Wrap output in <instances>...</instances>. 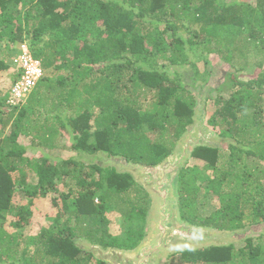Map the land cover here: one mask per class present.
<instances>
[{
  "label": "trees",
  "instance_id": "1",
  "mask_svg": "<svg viewBox=\"0 0 264 264\" xmlns=\"http://www.w3.org/2000/svg\"><path fill=\"white\" fill-rule=\"evenodd\" d=\"M20 43L43 73L19 106L6 92L0 97V264H109L77 240L122 250L139 244L147 192L130 173L77 156L102 151L146 165L167 158L196 113L194 93L169 67H189L196 78L202 51L226 71L205 118L212 141L190 152L203 166L187 164L176 178L179 219L231 232L264 222V3L0 0V70ZM253 65L251 77L239 80L237 72ZM65 148L73 153L54 156ZM63 177L71 180L62 191ZM48 194L56 227L28 239L11 232L30 223L35 200ZM112 213L121 216L123 235L109 232ZM245 239L241 247L183 249L179 261L264 264V229L258 241Z\"/></svg>",
  "mask_w": 264,
  "mask_h": 264
},
{
  "label": "rangeland",
  "instance_id": "2",
  "mask_svg": "<svg viewBox=\"0 0 264 264\" xmlns=\"http://www.w3.org/2000/svg\"><path fill=\"white\" fill-rule=\"evenodd\" d=\"M231 1L232 0H220L221 3L222 2L229 3ZM236 1H238V2L244 1L247 3L251 2V4L253 6H255L258 1H261L262 3H264V0H236ZM184 23L187 24V22H184ZM179 32H180V34L183 35V33H181V31H179ZM167 34L169 35L170 31H168ZM184 36H185V34H184ZM1 53L5 54L4 52H1ZM6 56H7V62L9 64L10 57L8 55H6ZM194 57L198 58V55H195ZM196 61L199 62V69L201 70V73H199V76L197 75L196 78H192V71L189 67H186L183 65L169 67L170 71H172V70L178 71L179 70L178 72L182 75V80H183L186 88L190 89L194 93L195 100H196V113L194 114V121L188 127L187 131H185L184 134L180 137V139H178L177 146L173 150V154H179V152L181 151L182 144H185V142H187L189 139H193L194 135L196 136L194 138V140H197L199 138L204 139L203 140L204 142H199L197 144L206 143L207 141L208 142L212 141L210 134H212L213 132L206 125L205 118H206V114L208 113V111L213 109L212 108L213 103H212L210 97L212 95H214L212 93L213 89L215 87H217L219 83L224 81V72L226 71V67L222 64V62H219L217 60V57L214 54L209 53L207 55L203 51L200 53V57ZM254 68L257 69L255 67V65H253V67L250 66L246 69H243L242 71L237 72L239 75V80L241 79V80L245 81L246 79L250 78ZM13 79H14V77H13L12 73L9 71V69L0 70V97L5 96V92L9 88ZM198 133H199V135H198ZM3 135H4V133L1 134L0 136H3ZM28 139H29V136H27V140ZM61 143L62 144L64 143V139H62ZM6 144H8L7 141L2 142V145L5 148H7ZM66 144H68V143H64V145H66ZM100 152L101 151H98L95 153L94 152L90 153L91 156H94L97 154V157L91 158L90 155L83 154L82 156L78 155L77 158H79L81 161H84L85 163H87L89 165L95 164L96 166L102 167L105 169L106 168H115L119 172L130 173L134 182L139 184L141 186V188L143 190H145L148 194V199H149L148 207L149 208H148L147 215H146V225H145L146 231H145L144 237L141 239V241L139 242V244L135 248H133L131 250H127V251H135L138 249V246H140L141 244H144L146 242H149L151 239H153V231L151 228L149 229V218H148L149 211H150V205H151V201H152V196L150 194V192H151L150 187L148 186L147 182H145L144 179L141 178V172H134L133 173L129 170L130 164H128L127 162H124V161H122L116 157L115 158H108V156H106V155H102V154L99 155L98 153H100ZM72 153H73V151H70L68 148H65V149H60V151H58V152L55 151L54 156L55 157L61 156V158L62 157L64 158V157H68ZM203 163L204 162L202 160L192 159V157L189 155L186 158V160L184 161V165L179 168V171L181 168H183L187 164L188 165H196V166L201 167V166H203ZM86 169H88V168H86ZM163 172H164V168L158 167L155 170L154 175L160 177V176H163V174H164ZM177 176H178V173H176L175 175H172L171 181L169 180V178H166V176L163 178L166 180L165 181L166 183H169L172 186V191H173L175 200H177V196L175 194V182H176ZM29 179L32 180L33 175ZM70 180H71V177L70 178L63 177V180L60 179L58 181L59 187H61L62 191L64 190L65 184ZM200 182H201V179L198 180V183H200ZM50 196L51 195L48 194L46 197H44L42 199L40 198V199L35 200V204L33 206L34 213L30 219V223H28V225L22 229H11V232L15 231L18 234L23 235L26 239H28L30 236L39 233V231L42 228H48V227L55 228L56 226L52 225V223H53V218L55 217V213L57 212V209H56V207L51 205ZM18 200H19V198L14 200L15 204H17L16 202ZM22 202L27 204V200H23ZM198 202L205 203L206 207L204 209L207 211L214 208L213 202H215V201L206 200L205 198L204 199L199 198ZM50 205L52 206V209L50 208ZM180 221L184 222L182 220H180ZM184 223H186V222H184ZM187 224L189 225V223H186L185 225H187ZM193 226H195V225H193ZM196 227H198V226H196ZM263 229H264V222H261L259 224H252L250 226H246L243 230H238V231H233V232L229 231L226 233L221 232L218 229L207 228V227L203 228L202 227V231H201L202 232L201 233L202 239L199 241H195L194 246H197L196 248H200V247L202 248V247H206L209 245L234 244L235 247H241V246H244L246 244L245 238H248V237L252 238L253 242H256V240L258 239L259 233H261L263 231ZM108 230L113 236L114 235H123L124 224H123V221H122V218L120 215H118L116 213L109 214ZM196 239L198 240V239H200V237H196ZM203 239H205L207 241L202 243L201 241ZM76 243L81 248L86 246V245H88L89 247H90V245H94V244H92L86 240H77ZM94 246H98V245H94ZM103 249L105 250V248H103ZM174 249L175 248H171V249H167L166 251H163L162 254L160 256H158V258H159L158 264H163L164 262H166L171 255H174V257H171L173 264H189L186 262H183V263L180 262L179 261V251L181 249L180 248L175 249V250ZM83 250H85V249H83Z\"/></svg>",
  "mask_w": 264,
  "mask_h": 264
},
{
  "label": "water",
  "instance_id": "3",
  "mask_svg": "<svg viewBox=\"0 0 264 264\" xmlns=\"http://www.w3.org/2000/svg\"><path fill=\"white\" fill-rule=\"evenodd\" d=\"M195 137L194 135L193 139H189L185 144L181 143L182 147L179 154H173L172 152L157 165L127 162L130 164L129 170L133 173L141 172V178L150 187L152 201L148 218L149 229L151 228L153 231V239L141 244L135 251L112 247H107L104 250L99 246H94L95 244L90 245V247L86 245L82 249L90 252L95 258L109 264H158V256L167 249L180 248L183 250L196 248L197 246H194V242L202 239V227H196L192 224H187V226L185 225L186 223L180 221L177 200H175L172 186L163 179L166 176L171 181L172 175L178 173L179 168L184 165V161L190 155L193 146L199 142H204L203 138L194 140ZM122 161L126 162L125 160ZM158 167L164 168L163 176L154 175ZM219 231L229 232L224 229ZM196 237H200V239L197 240ZM205 241L207 240L203 239L201 242Z\"/></svg>",
  "mask_w": 264,
  "mask_h": 264
},
{
  "label": "built area",
  "instance_id": "4",
  "mask_svg": "<svg viewBox=\"0 0 264 264\" xmlns=\"http://www.w3.org/2000/svg\"><path fill=\"white\" fill-rule=\"evenodd\" d=\"M17 52L12 57V63L17 71V79L10 87V101L20 102L35 86L42 75L40 61L34 58L24 44L17 47Z\"/></svg>",
  "mask_w": 264,
  "mask_h": 264
},
{
  "label": "clouds",
  "instance_id": "5",
  "mask_svg": "<svg viewBox=\"0 0 264 264\" xmlns=\"http://www.w3.org/2000/svg\"><path fill=\"white\" fill-rule=\"evenodd\" d=\"M20 44H22V43H20ZM20 44H18V46L17 47H19V45ZM17 48H16V51H15V53L17 52ZM15 53L13 54V55H15ZM13 55H12V57H13ZM12 57L10 58V62H9V64H8V67H7V69H9V71L12 73V75H13V77H14V79H13V81L11 82V84H10V86H9V88L7 89V91H6V94L8 95L9 94V92H10V87H11V85L16 81V79H17V71H16V68H15V66L13 65V63H12ZM41 64V63H40ZM41 68H42V66H41ZM42 73H43V70H42ZM42 76V75H41ZM41 76L39 77V79L41 78ZM39 79L37 80V82H36V84H35V86L30 90V92L36 87V85L38 84V81H39ZM30 92L20 101V102H18V103H16L18 106H19V104H21V103H24L25 102V100L27 99V97H28V95L30 94ZM99 155H106V156H108V158H118V159H120V160H123L121 157H119V156H114V155H107V153H105V152H100V153H98ZM90 157L91 158H93V157H97V154L96 155H94V156H91L90 155ZM197 160H200V159H197ZM133 163H137V162H133Z\"/></svg>",
  "mask_w": 264,
  "mask_h": 264
}]
</instances>
